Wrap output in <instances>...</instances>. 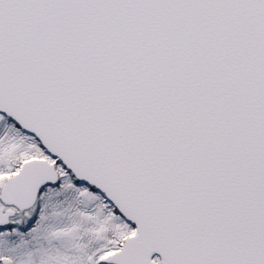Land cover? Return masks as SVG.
<instances>
[{"label":"snow or ice","instance_id":"6c2138e0","mask_svg":"<svg viewBox=\"0 0 264 264\" xmlns=\"http://www.w3.org/2000/svg\"><path fill=\"white\" fill-rule=\"evenodd\" d=\"M0 264H264V0H0Z\"/></svg>","mask_w":264,"mask_h":264}]
</instances>
